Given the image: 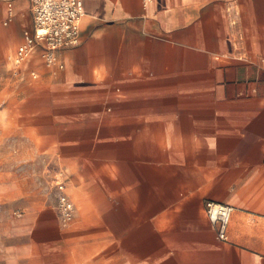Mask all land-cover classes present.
<instances>
[{
  "label": "crops",
  "instance_id": "crops-1",
  "mask_svg": "<svg viewBox=\"0 0 264 264\" xmlns=\"http://www.w3.org/2000/svg\"><path fill=\"white\" fill-rule=\"evenodd\" d=\"M82 2L16 67L33 1L0 0V264H264V0Z\"/></svg>",
  "mask_w": 264,
  "mask_h": 264
},
{
  "label": "built area",
  "instance_id": "built-area-1",
  "mask_svg": "<svg viewBox=\"0 0 264 264\" xmlns=\"http://www.w3.org/2000/svg\"><path fill=\"white\" fill-rule=\"evenodd\" d=\"M33 27L24 34V41L18 47L13 64L19 67L37 48L49 66L55 63V51L60 48L77 46L80 43L81 21L84 16L82 0H32ZM59 190L65 184L58 182ZM59 206L65 220L72 217L74 202L66 194L59 196ZM234 206L220 202L207 204V215L215 226L218 236L227 238L228 226Z\"/></svg>",
  "mask_w": 264,
  "mask_h": 264
},
{
  "label": "rangeland",
  "instance_id": "rangeland-1",
  "mask_svg": "<svg viewBox=\"0 0 264 264\" xmlns=\"http://www.w3.org/2000/svg\"><path fill=\"white\" fill-rule=\"evenodd\" d=\"M13 154V138H5L0 133V176L7 171L12 173L15 171L13 167ZM14 208V200L8 199V197L6 198L3 195L0 197V210H12Z\"/></svg>",
  "mask_w": 264,
  "mask_h": 264
}]
</instances>
